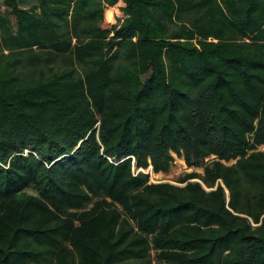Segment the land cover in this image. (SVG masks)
I'll list each match as a JSON object with an SVG mask.
<instances>
[{"label":"trees","instance_id":"16d2710c","mask_svg":"<svg viewBox=\"0 0 264 264\" xmlns=\"http://www.w3.org/2000/svg\"><path fill=\"white\" fill-rule=\"evenodd\" d=\"M1 8L0 264H264V0Z\"/></svg>","mask_w":264,"mask_h":264},{"label":"rangeland","instance_id":"374dc122","mask_svg":"<svg viewBox=\"0 0 264 264\" xmlns=\"http://www.w3.org/2000/svg\"><path fill=\"white\" fill-rule=\"evenodd\" d=\"M120 5H121V3H120ZM1 6H2V0H0V9H1V11H4V8H1ZM116 9H119V6H116ZM119 17L120 18L123 17L121 15V13H119ZM116 19H117V16H114V18H111V20L109 22H107L104 19L103 27H108L111 24L115 23ZM258 150L264 151V146H259ZM173 158H174V161L172 163L170 171L166 174L153 173L150 169L143 170V172L149 174V182L150 183L167 182V183L178 185V180L181 179L186 173L194 171V172L201 174L203 172V169L200 167L188 168L185 165L183 159L178 158L176 155H173ZM233 162L234 161H229L226 164L230 165Z\"/></svg>","mask_w":264,"mask_h":264},{"label":"crops","instance_id":"0c3cea01","mask_svg":"<svg viewBox=\"0 0 264 264\" xmlns=\"http://www.w3.org/2000/svg\"><path fill=\"white\" fill-rule=\"evenodd\" d=\"M120 3H121V2H120ZM120 3H118L117 5H115V6H113V7H109V9L111 10V18H114V16H117V18H120V17H119V13H121V11H120V9H116V6H119V8L123 6V4L121 3V5H120ZM117 8H118V7H117ZM107 9H108V8H107ZM107 9L104 10V14H105V11H106ZM121 15H122V13H121ZM120 19H121V18H120ZM160 174H163V173H160Z\"/></svg>","mask_w":264,"mask_h":264},{"label":"water","instance_id":"95a60500","mask_svg":"<svg viewBox=\"0 0 264 264\" xmlns=\"http://www.w3.org/2000/svg\"><path fill=\"white\" fill-rule=\"evenodd\" d=\"M191 181H192V182H195V181H197V180L194 179V180H191Z\"/></svg>","mask_w":264,"mask_h":264},{"label":"built area","instance_id":"2783aa9c","mask_svg":"<svg viewBox=\"0 0 264 264\" xmlns=\"http://www.w3.org/2000/svg\"><path fill=\"white\" fill-rule=\"evenodd\" d=\"M137 172V171H136Z\"/></svg>","mask_w":264,"mask_h":264}]
</instances>
